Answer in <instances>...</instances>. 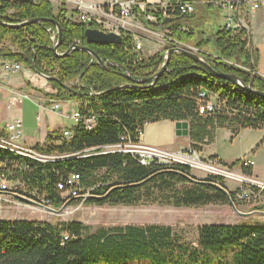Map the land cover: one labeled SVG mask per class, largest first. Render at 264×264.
Here are the masks:
<instances>
[{
  "label": "trees",
  "instance_id": "obj_1",
  "mask_svg": "<svg viewBox=\"0 0 264 264\" xmlns=\"http://www.w3.org/2000/svg\"><path fill=\"white\" fill-rule=\"evenodd\" d=\"M145 1V0H144ZM196 1L197 0H189ZM138 14L155 16L157 28L169 30L174 38L199 49L218 72L233 73L249 84L253 75L240 70L222 59L258 70L259 51L252 46L250 34L244 28L232 35L217 23L219 10L203 4L204 13H181L177 6L161 4ZM165 11V12H164ZM209 15L210 19H207ZM65 8L57 13L45 0L38 3L21 2L15 14L1 17L20 22L33 18L56 19L62 26L59 53L66 52L75 41L98 54L105 62L115 65H90L92 55L74 50L67 56H58L52 49L54 24L39 22L22 28L0 25V44L14 47L11 51L0 48V58L23 64L36 74L49 76L57 95L50 98L80 102L79 110L95 115L97 121L88 130L79 125L70 141L60 130L49 131L45 140L37 145L42 153H69L73 157L53 162H39L9 150L0 149V160H5L12 175L20 181L30 195L43 196L55 208L73 199H65L58 183L70 173L81 177L82 191H91L88 201L99 205L173 206L201 208L228 204L227 187L222 176H210L207 183L194 182L191 168L180 164L147 165L137 157L122 152H104L107 146L121 142V137L134 138L140 128L149 123L169 120L187 122L192 147L214 141L218 128H227L233 135L243 129L264 128V98L243 88L216 78L196 60L181 53H173L168 69L154 87L129 80L154 76L165 61L167 50L151 57H143L136 47L134 35L122 32L123 42L116 44H90L85 24L63 19ZM8 18V19H6ZM213 20V23H212ZM150 26L149 22H144ZM94 27L93 25H90ZM95 28V27H94ZM169 46H172L167 43ZM208 52L204 55V52ZM141 56V60L139 57ZM216 59H214V57ZM254 74V73H253ZM68 82H75L68 86ZM122 86V87H120ZM115 88V89H113ZM254 88L264 92V77L258 73ZM209 91L218 97L219 109L201 114L200 92ZM55 143H59L56 145ZM212 159H218L212 156ZM221 161V160H220ZM222 162V161H221ZM223 163V162H222ZM225 164V163H224ZM242 164L240 160L232 167ZM11 165L15 167L12 169ZM243 166L247 175L251 171ZM99 170L105 173L101 182L95 180ZM219 186V187H218ZM235 203L234 192L229 194ZM264 264V224H205L198 229L197 245L182 241L171 226L124 225L94 229L79 221L49 223L26 219H0V264Z\"/></svg>",
  "mask_w": 264,
  "mask_h": 264
},
{
  "label": "rangeland",
  "instance_id": "obj_2",
  "mask_svg": "<svg viewBox=\"0 0 264 264\" xmlns=\"http://www.w3.org/2000/svg\"><path fill=\"white\" fill-rule=\"evenodd\" d=\"M201 5L202 4L198 2L196 3L197 7L200 6L202 7V10H204L203 5ZM247 7L248 6L246 5L245 8ZM143 8L145 10H150L154 9L155 7L153 5H145ZM259 11L264 12V9ZM137 18L140 19V16L137 9H135L133 17L134 23H137ZM250 22L252 41L256 46L257 44L261 43L262 46H264V19L261 20L260 16L252 15ZM142 29L135 28V30H138L137 33H139V31H147ZM166 33L167 30H165L162 34ZM4 47L7 46L5 44H0V48ZM2 60L3 59L0 58V62ZM23 68L26 67L23 65ZM244 71H247L251 75L254 73L251 68L247 70L245 69ZM38 81L45 83V86L42 87L43 92H41L42 95L40 97L43 98L42 101L45 102V105H50L47 94L49 93L57 95L58 90L53 88V85L47 78H38ZM74 84L75 82L67 83L68 86H73ZM53 91L56 92V94L52 93ZM28 94L32 96L30 92H28ZM212 97L216 101L218 100L217 95L212 94ZM57 99L62 102V110L64 112L72 113L80 106V102L75 100L72 101L63 100L60 98ZM67 101L74 103H66ZM43 102H38V100L28 102L27 99L23 106H13L9 110L10 120H13L14 118H20L24 124V135H22L20 140L21 142L24 143L26 137L31 139L36 137L43 140L47 137L49 131H62L65 127L69 128L74 125L72 120L61 117L51 110H46L42 113L43 123L44 120H46L47 125L50 124L54 127L43 125L42 132L36 131L35 129L37 128V124L35 117L38 113V110H40L39 104H42ZM47 127L48 129H46ZM218 129H224L220 130L219 133L220 139L218 142V148L221 152L226 153L227 157H230V159L233 160L231 164H227V169L231 172L238 173L245 177L256 180L255 177L247 175L243 172V166L241 164L235 167H232V164L238 160H248L249 158H255L252 155L249 145L251 144V139L256 137L259 132H254L253 129H251L250 133H245L244 137L241 138L240 134L235 136L233 135L232 131L227 128ZM145 137L148 141L156 140L159 143H166L170 140L177 142L182 138L177 135L175 124L169 120L148 124L145 128ZM26 141L29 143L28 140ZM55 144L58 145L59 143ZM165 149L174 150V147H167ZM200 155L199 158L203 162L212 160V156L209 158H203V156L201 155V157ZM192 172L194 175L200 178L210 177V173H208L209 171L205 172L204 170H200L195 167ZM104 173V170H99L97 172L95 180L98 182V184L101 182V178ZM219 176L223 177V183H225L229 190H243L247 194L246 198L244 199L237 198L235 206L238 212L230 203L209 205L201 208H176L173 206L160 205L111 206L99 205L97 203L89 202L88 197L85 201H82V198L71 200L65 204L66 206L60 213H57L51 209L53 208L59 210L61 207H53L45 200L43 196L34 194L30 195L29 190L20 181L12 178L10 180V190L0 192V219H26L39 222H49L53 224L79 221L85 225L91 226L94 229L124 225H165L173 227L175 231L181 236L183 242L190 243L194 246L197 245L198 229L200 226L205 224H264V189L261 191L260 188L254 186L251 182H236L232 180L233 178H230L227 175ZM134 264L146 263L134 262Z\"/></svg>",
  "mask_w": 264,
  "mask_h": 264
},
{
  "label": "built area",
  "instance_id": "obj_3",
  "mask_svg": "<svg viewBox=\"0 0 264 264\" xmlns=\"http://www.w3.org/2000/svg\"><path fill=\"white\" fill-rule=\"evenodd\" d=\"M34 3H38L39 0H31ZM30 1V2H31ZM47 1L55 13L63 7L65 8V16L63 19L85 24L88 28H96L105 32L112 31L119 33L122 36V32L127 35L125 32H130L131 29V19L134 16V10L140 5H153L156 6L161 4L162 0H113L108 5H90L88 6L83 0H45ZM176 1L177 7L184 14H192L196 10L195 1L189 0H179ZM23 0H0V18L7 17L15 14L18 5ZM203 4H210L219 9L221 17L224 19L223 29L227 32H230L232 35L237 31L242 29V26L247 22L244 19V12L246 8L242 10L241 5H249L247 8L252 10H258L262 7L264 0H245L240 2V0H206L205 2H199ZM240 16V19L238 17ZM147 18L149 20L155 19L153 15L147 13ZM93 25L94 27L90 26ZM57 30L52 34L51 39L55 36L57 40ZM174 36L171 31H167L166 34H163L162 39L165 43H169L172 46H177L174 44ZM136 41V40H135ZM6 42H3L5 44ZM178 43V42H177ZM75 45L80 46V41H75ZM136 47L138 50L141 49V44L136 41ZM9 50H13L14 47L7 45L6 47ZM208 52H204V55ZM141 60V56L139 57ZM23 65L19 63L2 60L1 68L3 73H16L22 70ZM233 67H236L240 70H243V67L237 63ZM41 78L46 79L45 76L39 74ZM49 80V79H48ZM204 102L201 103L200 113L201 114H210L214 113L215 107L218 106V101H216L212 94L208 91L202 92L199 94ZM33 100L32 96L28 92H24L17 88H9V97H8V107H11L16 104H22L24 100ZM50 105H45V102L39 104V114L37 115V120L39 121L42 118V113L46 110H51L57 113L59 116L73 121L74 125L72 128H67L63 130V138L66 141H70L73 133H75V128L79 125L83 127L93 126V122L97 121L95 115L84 114L79 110H75L72 113L64 112L62 110V102L57 98H51L49 100ZM204 104V105H203ZM4 130L6 136H0V149L4 148H17V150L23 151V154H31V160L39 162H53L58 160L68 159L74 156V154L69 153H49V155H42V150H39L35 147L28 146L21 142L23 135V123L20 119H15L10 122L0 126V131ZM104 152H122L133 155L137 157L139 162L143 165H147L153 161L160 162L161 164L171 165V164H180L185 165L194 170V167L182 157L189 159H197L201 162L199 154L193 148H188L187 150L180 151H170L157 146L149 145L144 142V129L140 128L137 130L136 135L133 137L129 135H124L121 137V142L115 145L107 146L104 148ZM244 166H253L254 161L248 159L240 160ZM204 165H208L210 168H213L214 172H208L211 176L226 175L223 172H226L227 164L222 163L219 159H213L212 161L203 162ZM12 169L15 167L11 165ZM16 168V167H15ZM207 172V171H205ZM12 172L7 165L5 160H0V191L10 190V176ZM194 175L193 172H190V176ZM227 177V176H226ZM236 182L239 180L232 179ZM254 186L260 188L262 191L264 189V180L254 179L252 182ZM59 188L63 190L62 195L64 197H81L82 201H85L89 196L91 191L87 193H82V184L81 177L78 173H70L64 182L59 183ZM235 193V196L240 199L246 198L247 194L243 190H232Z\"/></svg>",
  "mask_w": 264,
  "mask_h": 264
},
{
  "label": "crops",
  "instance_id": "obj_4",
  "mask_svg": "<svg viewBox=\"0 0 264 264\" xmlns=\"http://www.w3.org/2000/svg\"><path fill=\"white\" fill-rule=\"evenodd\" d=\"M83 1L88 6H90L93 4H95V5H108L113 0H83ZM169 1L170 0H162L161 7L163 10L166 9V4ZM205 1L206 0H197L198 3L199 2H205ZM202 5H203V3H202ZM199 7L196 6V10L200 14L204 13V10H202V7H200V8ZM138 8L140 10H142L143 12H146V10L143 8V5H140ZM244 9H245V7H244ZM261 9H264V3L262 4V7L260 9L252 10L250 8H246V11L244 12V14H242L244 16V19L248 23V26L250 29H251V22L250 21H251L252 15H254V16L258 15V16H260L261 20L264 19V12L259 11ZM146 15H147V13H145V15H141V16L139 15L140 19L137 18L138 19L137 23H134L133 18H132L131 23H130L131 29H129V30H130V33L134 35L135 40L141 44V49L139 50L141 55L143 57L148 58V57L155 55L158 52L169 49L171 46H169L167 43H165L163 41V39H162L163 34L162 33L165 30L160 31L157 28V26H159V22H158L157 18L154 17L155 19L149 20ZM207 16L208 17L206 20H209L210 17H209V15H207ZM216 20H217L218 26L223 28L224 24H225L224 19L221 18L219 15H217ZM144 22H149L150 26H146L144 24ZM212 23H213V20H212ZM135 28H140V29L143 28L142 30H147V31H139V33H137L138 30H135ZM253 46L259 51V54H260L257 72L260 76H264V46H262V43L257 44V46H256L254 42H253ZM37 76H38V78H41L38 74L34 73L31 70L23 68V67H22V70H20L16 73H3L2 68H1V64H0V126L5 124L6 122H10V121H13L15 119H20V118H14L13 120H10L9 110L13 106L21 107L27 101V100H25V101H23L22 104H16V105H13L11 107H8L9 88H17V89L22 90L24 92H30L32 94L33 100H30V101L28 100V102L37 101V100H38V102H40V101L43 102L42 101L43 98L40 96L42 95L41 94V92H43L42 87L45 86V83L38 81ZM26 83H27V85H26ZM52 93L56 94V92H54V91ZM50 99L51 98L49 97V100ZM66 103H74V102L67 101ZM38 114H39V110H38V113L36 114V117H35V121L37 124V128L35 129L36 131L42 132L43 125H46L49 127H54L50 124L47 125L46 120H44V123H43V118H41L38 121L37 120ZM162 121H166V120H162ZM173 123L175 124V128H176V122H173ZM147 125L145 126V128L147 127ZM59 127H61V126H59ZM46 129H48V127ZM220 130H224V129H217L215 131V137H214L213 142H211L209 144L202 145L201 155L203 156V158H209L211 156H216L223 163L231 164V162H233V160H231L230 157H227V154L221 152L218 148V142L220 139L219 138ZM253 131L259 132L256 135V137L251 139V144L249 145L251 148V151H252V155L255 157L253 159H251V158H249V159L254 161V165L251 168H247V169L251 171V174H250L251 176L255 177L256 179L264 180V128L253 130ZM179 132L180 133H178V131H177V135H179L182 138H181V140H178L177 142L173 141V140H170L166 143H162V142L159 143L156 140L148 141V140H146L145 134H144V142L146 144L159 146L162 148L174 147V150H182V149H186V148L192 146L189 128L187 127L185 129L180 130ZM250 132H251V129H243L240 131L239 134L241 135V138H242V137H244L245 133H250ZM144 133H145V129H144ZM23 135H24V124H23ZM26 140H28L29 143H27ZM44 140L45 139L42 140V139H38L36 137H34L32 139L29 137H26L24 143L26 145L35 147L38 144L42 143Z\"/></svg>",
  "mask_w": 264,
  "mask_h": 264
},
{
  "label": "water",
  "instance_id": "obj_5",
  "mask_svg": "<svg viewBox=\"0 0 264 264\" xmlns=\"http://www.w3.org/2000/svg\"><path fill=\"white\" fill-rule=\"evenodd\" d=\"M23 1H31V0H23ZM242 1H244V0H242ZM238 17L240 19L239 14H238ZM39 22H50V23L54 24V26L56 27L58 35H57V40L55 39V36H53V39H52L53 47H52V49L58 56H67L72 51H74L76 49L83 50V51H86L92 55V60H91L90 65H92L95 62H97L98 64H100L104 68L107 66H110V65H115V66H118L119 68H121L122 70H124L125 72H128L124 67H120L116 63H113V62L105 63L98 56V54L96 52H94L92 49H90L86 46H78V45L74 44L66 52L59 53L58 49H59V46L62 42L63 32H62L61 24L54 18H51V19L33 18V19L25 20V21L20 22V23H9V22H6L0 18V25L7 26L9 28H14V29L15 28H22V27H25L27 25L39 23ZM246 29L248 30V32L250 34V49H252L253 41H252V37H251V32L249 31V28H246ZM85 36H86L88 43H90V44H99V45L116 44V45H120L123 42V38L119 33L112 32V31L105 32V31H102V30H99L96 28H87L85 31ZM177 51L183 53L186 56H189L190 58H192V59L196 60L197 62H199L200 64H202L205 67V69L211 73L212 76H214L216 78L223 79V80H227L229 82H232L233 84L243 88L245 91H248L253 95L264 98V92L254 88V81H255L256 76H254L252 78V81L249 84H246V82H244L238 75L230 74V73H224V72H221V73L217 72L215 69H213L211 64L204 57H200V56L196 55L195 53H193L189 50L180 49L177 47L171 48L167 51L165 63L162 65V67L159 69V71L154 76L146 78V79L136 80V79H133L128 74V75H126L127 78L129 80H131L133 83H137V84L148 83L147 87H154L156 82L160 78V76H162V74L168 69L167 67L169 65L172 54L174 52H177ZM45 77L47 79H49V76H45ZM120 87H122V86H120ZM113 89H115V88H113ZM187 127H188L187 122L176 123V128H177L178 133H180L179 132L180 130L185 129ZM191 180L194 182L205 183V182H203L204 180H196V179H191ZM219 188L222 189L224 192H226V194L228 195L230 204L238 212V210L236 209L235 203L233 202L231 196L226 191V189L224 187H219ZM60 212L61 211H57V213H60Z\"/></svg>",
  "mask_w": 264,
  "mask_h": 264
},
{
  "label": "bare ground",
  "instance_id": "obj_6",
  "mask_svg": "<svg viewBox=\"0 0 264 264\" xmlns=\"http://www.w3.org/2000/svg\"><path fill=\"white\" fill-rule=\"evenodd\" d=\"M176 1H178L179 3H180V1L179 0H170L167 4H166V6L168 7V6H170V7H175V6H177L178 4H176ZM245 1V0H244ZM244 1H242V0H240V2L242 3V2H244ZM242 6V10H244V7L246 6V5H241ZM247 6H249V5H247ZM214 7V6H213ZM214 8H216V7H214ZM216 9H218V8H216ZM219 10V9H218ZM219 14H220V12H219ZM221 16V15H220ZM2 20H4V21H6V22H9V23H20V22H23V21H20V22H13V21H10V20H5V19H3V18H1ZM6 19H8V18H6ZM28 20V19H27ZM25 21V20H24ZM246 29V28H249V26H248V24L246 23L245 25H243L242 26V29ZM241 29V30H242ZM240 30V31H241ZM247 30V29H246ZM248 31V30H247ZM249 31L251 32V29L249 28ZM239 31H237L236 33H238ZM174 39V44H177V48H180V49H185V50H189V51H191V52H193V53H195L196 55H198V56H200V57H204V56H202V55H200L202 52L199 50V49H197V48H194V47H192V46H189V45H186V44H184V43H182V42H180V41H178V40H176L175 38H173ZM178 42V43H177ZM171 45V44H170ZM180 46V47H179ZM172 48H175V47H172ZM169 49H171V48H169ZM168 49V50H169ZM167 50V51H168ZM174 53H181V52H174ZM199 53V54H198ZM181 54H183V53H181ZM166 55H167V52H166ZM166 55H165V60H166ZM216 57L217 56H215L214 57V59H216ZM205 58V57H204ZM218 58V57H217ZM206 59V58H205ZM207 60V59H206ZM224 62H227V63H229V64H232V65H234L235 63L234 62H230V61H227V60H224V59H222ZM208 62H209V60H207ZM164 63H165V61H164ZM163 63V64H164ZM199 63V62H198ZM210 63V62H209ZM162 64V65H163ZM200 64V63H199ZM211 64V63H210ZM237 64H239V63H237ZM20 65H22V64H20ZM202 67H204L202 64H200ZM239 65H241V64H239ZM242 66V65H241ZM162 67V66H161ZM168 67H169V65H168ZM167 67V68H168ZM243 67V66H242ZM205 68V67H204ZM214 69V68H213ZM243 69L245 70H247V69H250V68H246V67H243ZM217 71V70H216ZM218 72V71H217ZM257 70H255L254 71V74H253V77L254 76H256L257 75ZM230 74H233V73H230ZM241 78V77H240ZM242 79V78H241ZM243 80V79H242ZM244 81V80H243ZM247 84V83H246ZM202 92H205L204 90H202L200 93H202ZM209 92V91H208ZM248 92V91H247ZM210 93V92H209ZM201 98V97H200ZM202 102H204V100L201 98V101H200V103H199V106H201V103ZM204 105V104H203ZM219 109V107L218 106H216L215 107V110L217 111ZM76 110H79V109H76ZM80 111V110H79ZM73 126H71V127H69V128H72ZM94 127V122H93V126H90V127H86L88 130H91L92 128ZM68 127H65L64 129H67ZM63 129V130H64ZM143 129H145V128H143ZM63 130H62V132H63ZM145 134V133H144ZM0 136H6V132L4 131V130H1L0 131ZM74 136V133H73V135H72V137ZM29 146V145H28ZM154 146V145H153ZM31 147H34V146H31ZM157 147H159V146H157ZM35 148H37V146H35ZM160 148H162V147H160ZM188 148H193L192 146H190V147H188ZM188 148H186V149H182V150H187ZM5 150H9V151H11V152H15V153H18V154H20V155H22V156H25V157H28V158H31V154H23V151H20V150H17V148H4ZM38 149V148H37ZM163 149H165V148H163ZM194 150H196L195 148H193ZM166 150H169V149H166ZM170 151H180V150H170ZM197 152H198V154L200 155V151H198V150H196ZM42 155H48V154H45V153H42ZM201 156V155H200ZM202 157V156H201ZM184 160H187L191 165H192V167H195V168H198V169H200V170H204V171H209V172H214L215 170L213 169V168H210L208 165L206 166V165H204L203 163H202V161L200 162L199 160H197V159H189V158H185V157H182ZM213 160V159H212ZM211 160V161H212ZM210 161V160H209ZM242 166H244L243 165V163L241 164ZM246 167H252V166H246ZM226 172H223V174H226L228 177H230V178H233V179H236V180H239V181H243V182H253L254 180L253 179H251V178H248V177H245V176H243V175H240V174H238V173H234V172H231V171H229L227 168H226ZM192 171V170H191ZM194 177H196L197 179L196 180H198V179H207V178H200V177H197L196 175H194ZM195 179V178H194ZM60 182H64V180L62 179ZM59 182V183H60ZM203 182H205V183H207V181H203ZM59 183H58V189L59 190H61L60 188H59ZM225 189H226V191L230 194L232 191H230L227 187H224ZM63 191V190H62ZM88 191H90V190H87V192ZM0 192H5V191H0ZM82 193H83V191H82ZM84 194V193H83ZM1 195V194H0ZM66 200L67 199H71V198H81V197H74V196H71V197H64ZM66 205L64 204L59 210H56V209H51L52 211H54V212H57V211H62L63 210V208L65 207Z\"/></svg>",
  "mask_w": 264,
  "mask_h": 264
}]
</instances>
